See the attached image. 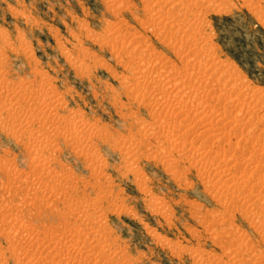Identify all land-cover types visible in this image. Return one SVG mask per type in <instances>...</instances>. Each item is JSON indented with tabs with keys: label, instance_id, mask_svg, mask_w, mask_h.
<instances>
[{
	"label": "rangeland",
	"instance_id": "rangeland-1",
	"mask_svg": "<svg viewBox=\"0 0 264 264\" xmlns=\"http://www.w3.org/2000/svg\"><path fill=\"white\" fill-rule=\"evenodd\" d=\"M0 264H264V0H0Z\"/></svg>",
	"mask_w": 264,
	"mask_h": 264
}]
</instances>
